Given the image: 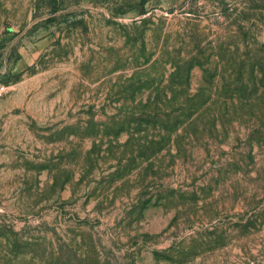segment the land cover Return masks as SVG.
Instances as JSON below:
<instances>
[{
  "label": "rangeland",
  "instance_id": "rangeland-1",
  "mask_svg": "<svg viewBox=\"0 0 264 264\" xmlns=\"http://www.w3.org/2000/svg\"><path fill=\"white\" fill-rule=\"evenodd\" d=\"M0 264H264V0H0Z\"/></svg>",
  "mask_w": 264,
  "mask_h": 264
},
{
  "label": "trees",
  "instance_id": "trees-1",
  "mask_svg": "<svg viewBox=\"0 0 264 264\" xmlns=\"http://www.w3.org/2000/svg\"><path fill=\"white\" fill-rule=\"evenodd\" d=\"M143 1H145V0H143Z\"/></svg>",
  "mask_w": 264,
  "mask_h": 264
}]
</instances>
